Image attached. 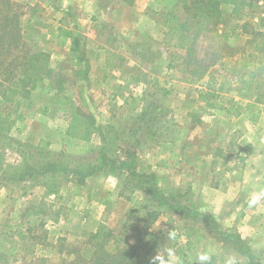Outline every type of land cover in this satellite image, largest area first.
<instances>
[{
    "label": "rangeland",
    "instance_id": "rangeland-1",
    "mask_svg": "<svg viewBox=\"0 0 264 264\" xmlns=\"http://www.w3.org/2000/svg\"><path fill=\"white\" fill-rule=\"evenodd\" d=\"M73 1L77 11L72 17L78 18L81 11ZM14 2L26 39L35 50L49 53L52 73L30 95L18 96V105L0 96V109L6 107L15 119L10 128L9 118L0 122V264H60L78 253L88 257L92 250L86 240L95 231L97 242L115 241L110 253L133 246L141 264H150L159 248L169 246L184 264L209 246L216 249L212 264H224L229 254L239 264H251L246 254L209 228L217 222L218 230L238 233L244 226L233 223L239 222L237 216L233 222L227 218L238 211L226 206L219 215L205 211L209 195L204 188L234 186L222 176L227 166L237 168L243 162L231 163L229 157L250 155L251 142L263 136L264 0H227L221 22L198 36L195 56L189 58L190 32L170 33L185 18L182 1L168 0L165 18L164 10L161 20L145 14L136 26L142 30L139 43L155 49L111 42L104 46L115 54L116 65L106 67L83 66L81 51L69 49L73 43L66 31L81 25L65 19L60 0ZM103 5L111 11L101 28L108 41L138 18L128 0H104ZM251 29L263 34L254 38ZM90 48L88 44L82 58L95 62V49ZM212 52L215 64L193 76V67L208 64ZM247 103V112L237 114ZM40 153L41 162L80 164L83 174L55 171L17 179L15 169L25 161L34 163ZM120 160L128 165L119 168ZM95 163L96 170L89 171L87 166ZM133 170L156 176L165 204L156 203L147 191L153 182H141ZM109 176L117 178L114 190L105 187ZM22 201L26 212L21 217ZM259 212L247 206L249 215ZM170 230L177 233L175 241L167 240ZM243 231L250 235L248 228ZM244 240L254 262L264 264V247Z\"/></svg>",
    "mask_w": 264,
    "mask_h": 264
},
{
    "label": "trees",
    "instance_id": "trees-1",
    "mask_svg": "<svg viewBox=\"0 0 264 264\" xmlns=\"http://www.w3.org/2000/svg\"><path fill=\"white\" fill-rule=\"evenodd\" d=\"M181 1L185 18L182 20L180 27H173L170 33L174 31L176 32L177 30L190 32L193 43L186 52V57L189 58L195 56L193 54L194 41H196L198 36L216 28V26L221 22L223 13L222 6L227 2V0ZM21 15L22 13H18L17 11V3L14 2V0H0V96L3 100L7 101V103L14 105H18L17 100L20 98L18 96L30 95L31 91L36 88L37 84L41 80L50 77L52 73L49 63V53L42 50H35L32 44L26 39L27 36L25 35V31L21 25ZM250 32L254 38L263 34L259 30L251 29ZM247 40H250V38ZM74 41L77 42H75L77 45L78 40L75 39ZM210 54V57L213 58V52ZM79 57L80 59L82 58L81 54ZM214 62V58L209 60L208 64H205L202 61L201 63L197 62L195 65L196 67H193L190 72L193 76H199V74L202 75L207 68L215 64ZM247 108L248 103L243 106L242 110H236V112L237 114H240ZM6 109V107L0 109V122H4L9 118L10 113H7ZM3 111L7 113L6 116L3 115ZM17 117L21 118L22 114L19 113ZM14 123L15 119L9 118V121L7 122L9 125L8 127L10 128V126ZM38 149L42 151L43 147H39ZM41 157L40 153L39 157L34 158V163L25 161L17 167L14 172L17 174V179L20 180L28 178L33 174L36 176L44 172L55 171H61L64 173L72 172L73 175H77L79 177L83 174L84 166H81L80 164L75 167H70L67 164H61L59 161L41 162ZM135 158L133 162L134 166ZM113 163L115 162L113 161ZM119 164V168L128 165L126 160H120ZM89 166L90 165L87 166L89 171L94 172L97 164L95 163L90 167ZM99 166L101 165L99 164ZM133 175L141 180V182H143V180L150 179L151 182H153L147 190L150 196L158 204L166 203L164 202L165 197L163 196V192H161L162 190L157 188L155 184L156 176L154 174L145 172L143 175H138L133 170ZM177 207H179V205H177ZM182 209L185 210L187 208L182 207ZM182 209L180 210V208H177L178 211H183ZM187 210L189 211V209ZM217 225L218 223L214 222L209 228L211 230L214 229L216 232L215 236L220 241H226L227 243L233 245L234 248L240 250L241 253L246 254V256L251 260V264H258L257 262H254L250 246L237 232L234 230H218ZM98 236L99 232L95 231L92 232L86 240L87 246H89L90 250H92L88 257H84V255L78 253L71 260H63L60 264H141L138 255L134 253L135 248L133 246L130 248L117 247L110 253L109 249H111L113 245L115 246V241L101 240L97 242Z\"/></svg>",
    "mask_w": 264,
    "mask_h": 264
},
{
    "label": "crops",
    "instance_id": "crops-1",
    "mask_svg": "<svg viewBox=\"0 0 264 264\" xmlns=\"http://www.w3.org/2000/svg\"><path fill=\"white\" fill-rule=\"evenodd\" d=\"M131 2L132 5L135 6V15L138 14V18H133L131 21V24L128 25V29L123 31L121 28L117 29L116 32L113 33V38L110 37V41L108 39H104L103 35L105 34V37L109 35L108 33L103 32L101 29L103 25L106 24L107 15H109L110 8L103 5L104 0H76V2L79 5V10L81 11L80 17L73 18L72 13L76 14V6L75 2L73 0H60V3L57 4L59 10L63 11V14L65 15V19L67 17V20H71L70 23L78 24L77 21L80 22L79 28L77 27H69L66 31L65 37L71 42L72 48L69 49L72 50H78L81 51V56L84 52L88 51V44L91 45L92 50L95 49L94 54V61L92 62L88 60L87 56L85 55V58H81L80 61H83V66H100V67H106V66H114L116 64L114 63L115 54L110 50V47L106 48L104 45L109 44L111 42H114L116 44H131V48H136V46L143 47V50L150 51L149 49H155L153 46H142L143 43H139L142 41L141 35L142 30L137 29V25H141V20L145 19V14L147 16L149 14L153 15V20H161L162 18V12L164 10L163 16L164 18L167 15V4L168 0H128ZM129 6H127L128 8ZM159 7V9H158ZM132 9V6H131ZM154 10V11H152ZM64 12H69L70 14H66ZM79 13V12H78ZM67 15V16H66ZM150 16V15H149ZM76 19V20H75ZM89 20V25H88ZM73 21V23H72ZM166 21V19H165ZM85 25V26H83ZM73 26V25H72ZM161 28V27H160ZM126 29V28H125ZM264 29V26H263ZM129 31V32H127ZM177 32V31H176ZM160 33L165 34L167 33V30H161ZM161 34V35H162ZM115 37V38H114ZM128 37V38H127ZM131 37V39H129ZM78 40V44L76 45L74 40ZM120 39V41L118 40ZM131 41H134L131 43ZM135 41L137 43H135ZM128 42V43H126ZM77 43V42H76ZM76 45V46H75ZM168 49V46L166 44L164 45V48ZM76 48V49H75ZM112 48V47H111ZM138 48V49H139ZM160 50H162L161 47H159ZM108 51V55L102 56L103 52ZM156 51V50H154ZM110 57V58H109ZM88 60L89 62H87ZM111 60V61H110ZM105 79V75L102 74L101 78L99 79L102 81ZM262 109V108H261ZM247 111H243L240 113V115L245 114ZM257 114L262 115L261 111L258 110ZM262 119V117H261ZM231 124L228 125L230 127ZM231 129V128H229ZM232 131V130H231ZM261 134L263 135L255 140L252 143V151L250 155H247L246 153L243 154L241 158L238 157V155H242L240 152L238 154H235V158H230L231 163H236L238 160L239 162L242 159V164L239 167L230 168L227 166V171L222 176V178L225 180V182H228V184H232L234 186H228L223 189H218V187L208 184L207 187L204 189L206 190L207 194L209 195V198L206 200L207 206L210 207L214 206L212 205L213 201L221 200L222 201V207H228V210L236 209L238 212H235L234 216L229 215L227 217L231 222L234 221V219L237 216V221L239 222H233L234 224H240L242 229L239 227L238 233H240L241 237L244 239H247L251 246H259L264 247V210H260L261 212L257 214L249 215L247 213V199L249 197V194L254 190H259L260 187H264V132L262 131ZM250 146V145H249ZM259 178V179H257ZM201 195V193L199 192ZM219 194H222V197L219 196ZM9 196V194L7 193ZM5 195V196H7ZM22 196V194L20 195ZM232 197L229 199V197ZM24 197V196H23ZM202 197V195H201ZM203 198V197H202ZM25 199V197H24ZM88 199V198H87ZM23 202V208L20 216L25 215V201ZM255 210L257 208L253 207ZM21 211V210H20ZM19 211V212H20ZM250 212V210L248 211ZM243 218L245 220H243ZM88 217L86 218L85 222H89ZM228 225H230V222H228ZM245 228H248L250 232V235L248 236L247 233L243 231ZM37 245L40 243H36ZM38 256H35L33 258H37Z\"/></svg>",
    "mask_w": 264,
    "mask_h": 264
},
{
    "label": "clouds",
    "instance_id": "clouds-1",
    "mask_svg": "<svg viewBox=\"0 0 264 264\" xmlns=\"http://www.w3.org/2000/svg\"><path fill=\"white\" fill-rule=\"evenodd\" d=\"M259 179V178H257ZM105 187L108 190H114L117 187V178L114 176H109L104 181ZM232 197L230 196L229 199ZM212 205L205 209V211H210L215 215H219L222 211V201L216 200L212 202ZM247 205L249 208H257L258 210H264V187H260L259 190H254L249 194L247 199ZM177 233L174 230H170L167 233V240L175 241ZM216 254V249L209 246L204 250L197 251L195 257L188 258V264H212L213 257ZM150 264H184V260L177 253L174 247H164L162 250L159 248L156 254L151 257ZM224 264H239V259L235 254H229L224 260Z\"/></svg>",
    "mask_w": 264,
    "mask_h": 264
}]
</instances>
